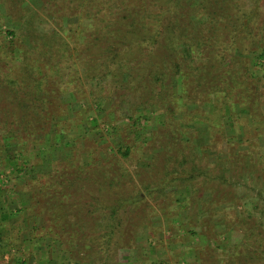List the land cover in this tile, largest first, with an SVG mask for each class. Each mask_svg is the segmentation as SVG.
<instances>
[{"label": "rangeland", "instance_id": "rangeland-1", "mask_svg": "<svg viewBox=\"0 0 264 264\" xmlns=\"http://www.w3.org/2000/svg\"><path fill=\"white\" fill-rule=\"evenodd\" d=\"M216 1L231 15L230 19L224 18L220 24L226 26L230 36H236L238 40L234 43L226 35L217 41L214 38L207 40L206 43L210 46L205 44L207 46H204L203 52L194 55L195 62L202 69L198 78L191 82L188 93L194 102L190 109L193 120L185 123V126L192 137L187 144H182L185 150L180 153L179 160L171 164V167H179L181 171H193L196 178L187 182L173 180L162 193L152 191L150 196L138 186L141 198L125 215L121 213L119 216L122 218V225L118 226L121 233L107 252L108 264H201V261L221 264L220 261L241 251L240 245L235 253L232 252L231 249L234 248L230 244L238 242L242 236V227L249 221L259 216L263 224L258 229L264 235V209L259 210L264 204L259 195L260 191L264 195V0H212ZM26 3L34 6L39 4V0H26ZM200 3L206 6L203 2ZM7 8L10 9V6L5 7L0 2V44L11 49L22 41L26 62L38 64L35 62L37 51L29 52L33 44L32 33L51 29L52 21L41 19L42 24L34 26L37 21L32 18L30 28L22 30L23 20L27 17L19 16L16 8L9 12L6 11ZM218 11L220 13L221 9ZM12 12L15 17L18 16V20H10ZM250 12L251 21L243 16L242 19L231 22L233 16ZM244 25L249 26L248 36L247 31L242 28ZM236 30H240V33H235ZM8 31H14L15 36L7 33ZM37 42L40 41L36 39L35 43ZM145 49L148 47L143 48ZM184 50L188 57L193 56L189 47H184ZM74 56L75 59L78 58L75 54ZM203 63L205 64L202 66ZM17 70L13 57L1 53L0 219L22 227L20 236L27 248L21 247V251H16L14 247H5L4 251L0 248V264H73L67 252L70 245H60L57 241H50L48 237L41 239L44 234L42 227L49 221L48 214L41 211L37 200L40 199L42 204L45 201H56L55 198L52 200V195L61 197L57 194L56 184L67 185L77 177L72 173L70 180H65L59 169L60 165L65 170H69L70 166L61 162H65L69 158V150L75 148L80 161L89 164L92 160L93 168L97 165L101 167L103 161L107 163L108 175L113 170H124L135 177L138 169L142 175L135 177L137 183L143 179L150 181L152 176L157 175L159 167L162 168L159 165L161 161L169 155V146L163 147L166 141L158 144L156 135L165 132L163 122L167 117L162 114V108L144 104L143 108L140 107L134 113L138 119V130L134 129L132 122L126 117L114 122L119 129L109 127L100 119L104 112L100 110L101 100L96 97V86L91 84V94L81 81L77 83V93H50L51 106L57 108L56 104L59 103L60 109L64 107L66 113L79 111V115L87 114L86 119L78 124L70 123L64 134L60 135L57 126L48 131L41 125L42 120L37 119L33 123L20 119V108L30 109L35 104L30 102L35 87L32 81L27 80H19L17 84L9 82L7 76L15 74ZM224 78L228 79L227 86H232L230 91L227 88L222 91L220 84L214 88V81L219 82ZM13 93L24 96L27 100L19 103ZM217 105L223 108L219 114L214 113ZM10 110H14V114ZM66 113H59L55 122L61 120L63 124ZM173 121L174 119L170 123ZM5 128H12L18 139L15 138V141L9 137L5 140L8 134L5 133ZM33 130L38 132L34 133ZM30 131L34 134L29 139ZM128 133L133 135L131 139H126ZM123 141L131 143V151L121 164L113 155L117 145ZM88 154L90 157H87ZM148 163L155 165L151 172L148 167H144ZM199 168H206L207 175L199 176ZM221 173V182L227 183L222 184L214 178ZM35 176L45 182L43 191L37 185L40 179H32ZM209 176L213 178L210 179ZM118 184L116 189L103 192L106 196L102 195V203L111 202L107 195L129 190L126 183ZM95 196L86 191L73 193L70 198L64 197L60 201L69 217H79L83 222L93 224L99 214H93V210L90 215L86 214L99 204ZM34 197L37 200L34 201ZM112 197L116 198L115 195ZM86 203L92 204L88 206V210L84 208ZM203 206L207 210L199 211ZM131 219H136L135 225ZM35 226L38 228L34 233L35 238L40 242L28 247L26 240L29 229ZM124 229L131 234L130 242L133 240L129 246L121 243L120 236L124 234ZM8 233L7 231L6 234ZM250 243L256 251L255 262L264 264V238H252ZM27 252L29 253L26 254ZM104 254L105 252L99 255L94 253L88 259L92 261L99 258L106 263ZM233 259L238 264L243 262L241 254L234 255Z\"/></svg>", "mask_w": 264, "mask_h": 264}, {"label": "trees", "instance_id": "trees-1", "mask_svg": "<svg viewBox=\"0 0 264 264\" xmlns=\"http://www.w3.org/2000/svg\"><path fill=\"white\" fill-rule=\"evenodd\" d=\"M200 1L206 6H202ZM0 2L5 7L10 6V9L7 8L6 11L9 12L16 8L19 16L27 17L23 20L22 30L30 28L29 23L32 18L37 21L34 26H40L41 19L51 20L53 23V27L45 32L32 33L33 44L29 52L37 51L35 62L38 64L26 62V58L23 57L24 44L22 41L17 42L11 49H6L0 44V54L6 53L13 57L18 69L15 74L7 76L8 81L17 84L19 80H27L34 83L35 92H32L30 102L33 101L35 104L31 105L30 109L21 107L20 119L33 121V123L34 120H42L41 125L49 129L48 131L54 128L53 126H57L58 134H64L70 123H80L82 119H86L87 114L79 115V111L66 113L64 107L60 109L59 103L56 104L57 108L51 106L49 96H51L50 93L56 91L59 95L64 92L77 93L79 91L77 83L81 81L91 94L93 93L90 90L91 84L96 86V97L99 101L101 100L100 110L104 112L100 119L109 127L119 129L114 122L126 117L130 119L134 129L138 130V119L135 118L134 113H137L136 110L138 111L140 107L143 108L144 104H154L162 108V114L165 118L167 117L163 122L165 132L156 135L158 144L166 141L163 147L169 146L167 148L169 155L161 161L162 163L160 162L159 165L162 168L159 167L157 175L152 176V180L143 179L137 183L135 177L142 175L138 169L135 171V177L130 176L124 170H113L112 174L108 175L107 163L103 161L101 167L97 165L95 168L92 167V160L89 164L84 161L86 163L84 164L76 156L78 151L74 148L69 150V158L61 162L67 163V167L70 166L69 170H65L63 165H60L59 169L65 180H70L72 173L77 175L76 179L70 180L71 183L67 185L65 183L56 184L57 194L61 197L52 195V200L56 199L54 202L45 201L42 204L40 199L37 200L34 197V201L37 200V204L41 205V211L48 214L49 222L42 227L44 234L41 239L48 237L50 241H57L60 245H70L67 252L73 264H108L107 252L121 233L118 226L122 225V218L119 216L121 213L125 215L141 198L138 186L145 191L147 196H150L152 191L162 193L173 180L187 182V180L196 178L193 171H181L179 167H171L173 162L179 160L180 153L185 150L182 144H187L192 137L185 126V123L193 120L190 109L194 102L188 93L191 82L198 78L202 69L201 65L195 62L194 55L201 54L207 45L210 46L206 43L207 40L214 38V41H217L221 36L224 37L223 35L234 43L238 40V37L230 36L231 33L225 29L226 26L220 24L224 18L230 19L231 15L226 8H222L221 3L212 2V0H39V4H34V6L27 4L26 0H0ZM218 9H221L220 13ZM10 14L12 17L10 20H18V16L15 17L13 12ZM243 16L248 21L252 20V12H250V14L233 16L231 22L242 19ZM71 18H76V20H71ZM242 28L247 31L246 36L250 35L247 30L249 26L244 25ZM234 32L240 33V30ZM7 33L15 36L14 31ZM211 34L212 37L209 36ZM36 39L40 41L37 44ZM146 46L148 49L143 50ZM186 46L190 48L191 53L193 52L192 57L186 55L184 50ZM74 54L78 57L77 59ZM227 82L228 79L225 78L219 82L214 81V88L220 84L222 91L226 88L230 91L232 86H227ZM12 95L19 103L27 100L24 96L14 93ZM53 96L56 97V95ZM222 110L223 108L217 105L214 113L219 114ZM13 111L10 110L12 113ZM59 113H66L63 124L61 120L55 122ZM172 119L174 121L170 123ZM5 131L8 133L5 140L9 137L13 140L18 139L12 128H5ZM33 132L38 131L33 130ZM33 132H28L29 139L34 134ZM132 137V134L126 135V139ZM130 151L131 143L123 141L117 145L113 156L122 164V160L129 156ZM88 156L90 157V154ZM154 166L148 163L144 167H148V171L151 172ZM96 169L97 171H93ZM205 169L199 168V176L207 175ZM209 178L212 179L213 176ZM214 178L222 183L223 174L215 175ZM32 179L39 180L40 177L35 176ZM118 183H126L129 190H123L121 194L107 195L111 198V202L102 203L103 196H106L103 192L116 189L119 186ZM37 185L40 190H44L45 182L41 179ZM86 191L96 195L95 200L99 203L91 210H88V206L92 204L86 203L87 206L84 207L88 210L86 215H90L92 210L93 214H99L93 224L89 223L91 225L83 222V219L79 217H69L67 211L64 210V204L60 201L64 197L70 198L73 193ZM259 195L264 201L261 191ZM263 209L264 204L259 210ZM206 210L205 206L199 208V211ZM188 217L192 218V216ZM131 220L135 225L136 219ZM262 224L259 216L252 219L242 227V236L238 242L230 244L234 248L231 249L234 253L241 245V251H236L234 254H241L243 261L241 264H257L255 262L256 251L250 242L252 238H264L263 232L258 229ZM37 229L36 226L29 229V236L26 240L28 247L40 242L34 234ZM7 231L8 234H6ZM21 231L22 227L17 223H6L1 218L0 248L3 251L5 247H14L16 251H21V247L26 249L25 241L20 236ZM120 238L122 245L129 246L133 241L130 242L131 234L127 229H124V234ZM101 252H105L106 263L99 258L92 261L88 259L92 254L99 255ZM0 253H2L1 250ZM232 255L220 261L221 264H238ZM217 263L214 262V264ZM201 264L209 263L201 261Z\"/></svg>", "mask_w": 264, "mask_h": 264}]
</instances>
